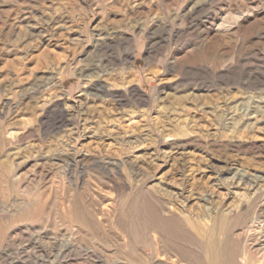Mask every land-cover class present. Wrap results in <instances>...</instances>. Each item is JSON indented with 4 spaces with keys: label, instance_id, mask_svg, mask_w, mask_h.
<instances>
[{
    "label": "rangeland",
    "instance_id": "obj_1",
    "mask_svg": "<svg viewBox=\"0 0 264 264\" xmlns=\"http://www.w3.org/2000/svg\"><path fill=\"white\" fill-rule=\"evenodd\" d=\"M211 237L264 264V0H0V264Z\"/></svg>",
    "mask_w": 264,
    "mask_h": 264
},
{
    "label": "bare ground",
    "instance_id": "obj_2",
    "mask_svg": "<svg viewBox=\"0 0 264 264\" xmlns=\"http://www.w3.org/2000/svg\"><path fill=\"white\" fill-rule=\"evenodd\" d=\"M104 208H107V207L104 206ZM152 227H154V225ZM154 228H156V227H154ZM167 228H169V227H167ZM156 229L158 231H160V228H156ZM175 233H177V232L168 231L165 235L168 236V237H171V239H173L174 243H172V244H174V246H178V248L181 251H185V253L190 254L191 250H189L188 248L184 247V245H182V244L190 245L192 242H189V240H187L185 238H180L179 239V237H177ZM178 241L182 242V244L178 243ZM153 242H154V245H155V248H156L160 242H163L162 237L158 236L156 233H154L153 234ZM221 242H222V240H221ZM207 251H208L207 264H229L228 260L223 256L225 251L222 249L221 244L219 242H217L212 237H211V239L208 240ZM171 258H173V257H171ZM190 260L195 262V263H197V264H204L198 257H193Z\"/></svg>",
    "mask_w": 264,
    "mask_h": 264
}]
</instances>
